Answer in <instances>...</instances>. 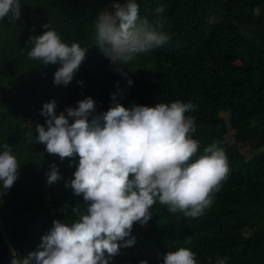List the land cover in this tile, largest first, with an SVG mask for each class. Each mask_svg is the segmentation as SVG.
Masks as SVG:
<instances>
[{"label":"trees","instance_id":"1","mask_svg":"<svg viewBox=\"0 0 264 264\" xmlns=\"http://www.w3.org/2000/svg\"><path fill=\"white\" fill-rule=\"evenodd\" d=\"M110 3L20 0L15 24L0 21V145L9 144L20 163L11 189L3 194L0 182V221L14 250L20 256L37 250L53 221L70 222L72 209L83 204V197L65 186L74 179L79 157L61 160L43 144L25 142L28 132L38 135L36 124L45 125L40 115L45 103L55 100L59 115L88 97L95 101L94 114L114 103L130 108L180 100L197 106L187 113L196 122V156L219 141L228 158V179L198 218L155 204L147 224L132 228L136 243L122 247L109 264H163V256L180 247L196 253L198 264H208L209 257L214 264L217 255L227 257L226 264H264V0H137L140 15L150 21L164 6L171 39L124 66V75L94 42L93 22ZM47 30L87 48L67 86L53 83L59 64L44 66L27 57L29 37ZM229 130L232 143L225 140ZM53 164L60 179L48 185Z\"/></svg>","mask_w":264,"mask_h":264},{"label":"clouds","instance_id":"2","mask_svg":"<svg viewBox=\"0 0 264 264\" xmlns=\"http://www.w3.org/2000/svg\"><path fill=\"white\" fill-rule=\"evenodd\" d=\"M164 11V6L157 7L150 21L140 15L137 0H111L110 7L100 12L93 22L95 47L114 71L124 75V66L171 39L165 30L167 20L161 15ZM20 16V0H0V21L7 18L14 25ZM27 43L28 59L44 66L60 65L54 73L55 85L70 84L86 58L87 48L69 45L55 30L30 36ZM127 83L131 86L133 82L129 79ZM77 103L59 115L55 100L45 103L40 112L45 125L36 124L38 135L28 132L25 142L43 144L48 154L61 160L79 157L74 179L65 186L82 196L83 204L72 209L70 222L54 220L37 250L24 256L13 250L11 264H109L122 247L136 243L132 228L136 223L147 224L155 204L166 206L172 214L198 218L212 207L228 179V158L219 141L196 156L200 146L193 137L196 122L187 115L197 107L192 102L133 104L130 108L114 103L101 114H94L91 97ZM0 148L4 194L18 179L20 163L9 144ZM50 167L48 185L60 179L55 164ZM66 209L67 205L61 211ZM226 260L217 255L214 264H226ZM163 264L198 261L196 253L180 247L167 252ZM208 264H213L212 257Z\"/></svg>","mask_w":264,"mask_h":264},{"label":"water","instance_id":"3","mask_svg":"<svg viewBox=\"0 0 264 264\" xmlns=\"http://www.w3.org/2000/svg\"><path fill=\"white\" fill-rule=\"evenodd\" d=\"M14 250L2 221H0V264H11L12 251Z\"/></svg>","mask_w":264,"mask_h":264},{"label":"rangeland","instance_id":"4","mask_svg":"<svg viewBox=\"0 0 264 264\" xmlns=\"http://www.w3.org/2000/svg\"><path fill=\"white\" fill-rule=\"evenodd\" d=\"M110 7V4L107 5L105 9H108ZM222 116H226V114H222ZM225 140L229 143H232L234 141L233 132L231 130L228 131V133L225 135ZM145 229V228H144Z\"/></svg>","mask_w":264,"mask_h":264}]
</instances>
